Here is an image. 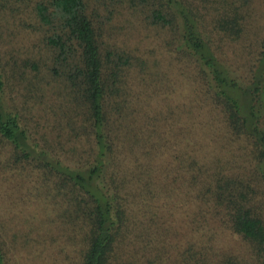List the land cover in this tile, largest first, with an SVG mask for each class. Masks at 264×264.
Segmentation results:
<instances>
[{
  "label": "trees",
  "instance_id": "1",
  "mask_svg": "<svg viewBox=\"0 0 264 264\" xmlns=\"http://www.w3.org/2000/svg\"><path fill=\"white\" fill-rule=\"evenodd\" d=\"M121 1L177 37V48L195 62L204 97L219 116L222 132L241 149L242 160L235 161L215 155L205 160L185 148L175 155V170L193 192L191 222L201 228L208 217L246 243L253 264H264V33L249 38L253 0H116ZM33 12L44 28L53 64L61 68L74 114L80 117L78 126L68 124L71 131L79 130L74 140L83 135L92 145L85 163L73 168L59 154L81 157L74 146L69 150L60 143L47 144L36 150L28 141V129L2 102L0 69V149L8 148L4 165L10 170L28 165L38 169L67 238L79 243L77 264H132L121 249L137 216L132 208L135 194L145 199L151 190L139 186L138 173L126 176L116 168L115 153L121 142L137 140L129 122L133 109L126 76L129 67L141 61L110 40L105 22L85 0H39ZM241 37L249 41L252 62L239 81L220 61L217 48L223 40ZM68 118L73 121L75 116ZM199 240L180 252L181 264H249L232 253L210 262L211 246ZM6 245L0 234V264H8Z\"/></svg>",
  "mask_w": 264,
  "mask_h": 264
},
{
  "label": "rangeland",
  "instance_id": "2",
  "mask_svg": "<svg viewBox=\"0 0 264 264\" xmlns=\"http://www.w3.org/2000/svg\"><path fill=\"white\" fill-rule=\"evenodd\" d=\"M38 1L0 0L2 102L28 129V141L36 150L46 149L47 144L60 143L69 150L74 146L81 157L59 154L73 168L85 163L92 143L83 135L74 140L73 133L79 130L73 132L68 126L73 122L78 126L80 117L74 114L61 68L53 64L44 28L34 15ZM85 2L105 22L110 40L141 61L133 63L126 76L128 105L133 109L129 122L137 140L121 142L114 155L117 169L121 167L126 176L138 173L139 186L151 191L144 193L145 199L135 194L132 208L137 216L122 255L132 264H181L180 252L201 239L211 246L210 262L232 253L253 264L246 243L237 235L208 217L205 226H194L193 192L175 170V155L184 148L205 160L213 155L242 160L237 142H230L222 132L219 116L204 97L195 62L177 48V37L168 29L150 23L125 1ZM249 14L253 40L264 33V0H253ZM248 44L241 37L223 40L217 48L218 58L239 81L248 75L252 62ZM67 116L75 118L67 121ZM7 152V147L0 149V234L7 243L8 264H77L79 243L67 238L68 230L56 218V206L39 181L38 169L29 165L8 169Z\"/></svg>",
  "mask_w": 264,
  "mask_h": 264
}]
</instances>
